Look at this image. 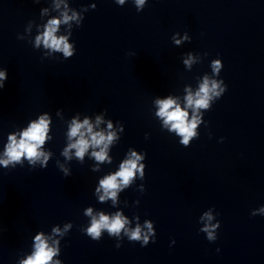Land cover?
<instances>
[{
  "label": "clouds",
  "instance_id": "1",
  "mask_svg": "<svg viewBox=\"0 0 264 264\" xmlns=\"http://www.w3.org/2000/svg\"><path fill=\"white\" fill-rule=\"evenodd\" d=\"M121 3H123V0H120ZM138 5H142L144 3V0H136ZM65 22L69 19V17L65 16ZM59 24L58 20H52L49 22V26L46 29V32L44 33L43 42L46 47H51L56 50H61L63 48V51L66 56L71 55V52L69 50V46L64 42V38H57L55 37L54 33L57 29V25ZM40 37L37 38V43H40ZM214 64H218V62H214ZM5 78V74L0 72V79ZM218 85L215 82H212L211 87H209V82L207 79H205L204 83L201 85L200 93H203L201 96L200 93H197V96L200 97L196 100H193V97L189 95L187 97L188 104L192 105L195 104L196 107H207V99L209 92H213L216 95H219L218 92H216ZM160 104V111L158 112V115L165 118V123H171L172 129L175 130L179 135H182L184 139L182 140V143L185 145L188 143L189 138L194 135L193 129L196 127V119L193 118L191 123L187 122V112L183 111L178 105L171 111L173 105L175 104V101L171 98L164 100V101H158ZM87 126V131L91 133L92 129L91 126L88 125V121L85 120L83 125L79 123L74 122V127L71 128L70 135L76 136L77 134L80 135V139L78 143L74 145H70V147H75L77 149V156L82 157L85 150L89 146V142L84 139V134L81 132V128ZM110 126V125H109ZM47 129V123L42 117L38 123H32L30 125V128L23 132L22 136L23 138L20 140L19 144H16L15 141L8 146L7 148V156L9 160H19L22 155L27 156L29 159L36 157L40 155L38 153L37 149L38 147L43 143L45 139V133ZM109 141L112 139L111 135L107 138ZM105 141V137L99 133L92 136V143L99 145ZM97 160L103 161L105 159V153L103 150H101L99 153H94ZM135 155V153H133ZM8 161H0V163L7 164ZM137 164L135 160H129L126 161L124 164L121 165V170L116 173L115 175H112L105 180L101 181V187L104 188L105 193L114 197L115 192L110 191L112 189H116L118 187L117 184V177L120 178L121 182L124 184H127L129 179L134 175V170H136ZM104 197H101V200H103ZM91 210H89L90 213ZM125 221L120 218L119 215H117L111 222H109V218L101 215L99 221H93V227L89 230L90 234L93 235L94 238L99 236V230L101 228H107V230L110 233H118L123 227H124ZM207 230V229H205ZM209 239H213L212 232H208ZM37 241V251L34 254V257L30 258L26 264H45L46 261L49 260L51 255L54 253L51 250H46L47 246L46 244L41 240L40 236L36 237ZM130 239L138 240L140 239V229L137 228L132 234ZM145 241H147V237L144 238Z\"/></svg>",
  "mask_w": 264,
  "mask_h": 264
}]
</instances>
